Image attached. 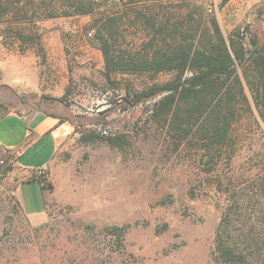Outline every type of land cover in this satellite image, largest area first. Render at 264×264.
<instances>
[{
    "label": "rangeland",
    "instance_id": "1",
    "mask_svg": "<svg viewBox=\"0 0 264 264\" xmlns=\"http://www.w3.org/2000/svg\"><path fill=\"white\" fill-rule=\"evenodd\" d=\"M75 1L0 0V138L12 130L14 141L25 128L6 113L41 111L62 126L43 169L44 217L22 213L16 195L22 178L13 156L0 147V264H216L214 234L226 201L200 160L198 143L180 140L154 114L163 94L130 102L175 73L108 74L97 30L108 16H121L111 39L114 49L140 55L151 50L152 38L156 44L174 28L190 40L206 38L214 16L226 38L239 29L246 48L251 39L262 46L264 0L242 7L229 0H148L131 6L82 0L92 4L89 14L74 12ZM154 17L162 24L169 19L161 34L154 35ZM235 69L254 113L240 107L235 132L232 166L246 173L248 156L261 150L264 125L255 121L243 67L236 63ZM109 226H126L122 245L106 234Z\"/></svg>",
    "mask_w": 264,
    "mask_h": 264
},
{
    "label": "trees",
    "instance_id": "2",
    "mask_svg": "<svg viewBox=\"0 0 264 264\" xmlns=\"http://www.w3.org/2000/svg\"><path fill=\"white\" fill-rule=\"evenodd\" d=\"M118 1L131 6L148 0ZM73 5L76 13L89 14L93 10L91 3L85 5L82 0ZM118 19L121 16H108L97 30L107 73H175L172 80L135 93L130 102L163 94L155 103L154 114L163 117L180 140L193 139L198 143L200 160L205 159L206 172L214 177V188L225 195L226 203L214 234V263L264 264V141L261 150L254 149L247 158L251 163L249 172L236 173L232 166L238 152L235 132L242 117L240 107L254 116L235 64L243 67L252 93L255 121L264 125V43L259 46L251 39L246 48L239 29L226 38L211 16L203 34L206 38L190 40L174 28L156 44L152 38L151 50L144 54H117L111 39L117 34ZM156 21L154 17L151 24L156 29L154 35L169 27V19L166 24ZM107 141L117 145L114 138ZM37 180L44 190L45 177L39 176ZM104 230L117 245H122L126 226H109Z\"/></svg>",
    "mask_w": 264,
    "mask_h": 264
},
{
    "label": "crops",
    "instance_id": "3",
    "mask_svg": "<svg viewBox=\"0 0 264 264\" xmlns=\"http://www.w3.org/2000/svg\"><path fill=\"white\" fill-rule=\"evenodd\" d=\"M249 2L250 0H229L228 5L242 7ZM4 116L22 120L25 127L21 136L14 141L10 135L13 134L12 130L8 136L0 138V147L8 150L13 156L16 171L22 178L16 188L22 213L31 219L44 217L47 196L37 180V170L46 168L51 161L62 126H59L53 117L41 111L6 113Z\"/></svg>",
    "mask_w": 264,
    "mask_h": 264
},
{
    "label": "built area",
    "instance_id": "4",
    "mask_svg": "<svg viewBox=\"0 0 264 264\" xmlns=\"http://www.w3.org/2000/svg\"><path fill=\"white\" fill-rule=\"evenodd\" d=\"M1 68H2V64H1V62H0V70H1ZM12 159H13V161H14V158L13 157H11ZM0 162H2V160H0ZM37 176L39 177V176H44V171H43V169H38L37 170Z\"/></svg>",
    "mask_w": 264,
    "mask_h": 264
}]
</instances>
